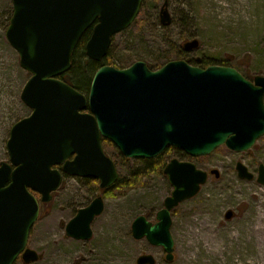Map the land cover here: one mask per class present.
<instances>
[{
    "label": "water",
    "instance_id": "95a60500",
    "mask_svg": "<svg viewBox=\"0 0 264 264\" xmlns=\"http://www.w3.org/2000/svg\"><path fill=\"white\" fill-rule=\"evenodd\" d=\"M143 0H13L14 13L7 40L20 55L21 67L32 77L21 99L33 112L11 130L7 144L10 164L0 166V264H26L40 260L28 248L40 204L52 200L63 173L100 181L101 189L116 184L115 163L103 149V139L135 160H153L168 148L192 158L212 154L226 146L234 152L250 150L264 136V77L247 80L237 70L193 67L172 61L158 71L137 62L128 69L103 66L94 76L88 96L59 79L72 68V58L84 34L93 28L87 56L106 58L116 35L135 22ZM162 24L171 23L166 2ZM193 40L186 52L199 48ZM56 166H62L63 173ZM241 179L254 180L242 163ZM165 176L173 187L154 224L138 217L133 238L162 247L166 260H174L172 212L194 199L209 174L191 162L173 159ZM217 179L221 174L213 170ZM258 183L264 185V165ZM105 210L102 196L79 210L66 227L68 238L90 241L92 223ZM231 214L228 219L231 218ZM151 255L137 264H156Z\"/></svg>",
    "mask_w": 264,
    "mask_h": 264
},
{
    "label": "rangeland",
    "instance_id": "374dc122",
    "mask_svg": "<svg viewBox=\"0 0 264 264\" xmlns=\"http://www.w3.org/2000/svg\"><path fill=\"white\" fill-rule=\"evenodd\" d=\"M166 2L169 25L161 20ZM13 13V0H0V164L10 163L7 144L12 128L33 112L21 99L32 75L21 67L20 55L6 36ZM138 20L143 21V26L136 23ZM193 40L199 41V48L186 52L184 46ZM173 46L184 50L187 56L170 59ZM108 52L117 69H128L137 62L146 63L150 69L159 62L162 69L172 61L198 67L190 62L209 59L213 66L233 68L254 82L256 77H264V0H143L135 22L114 37ZM224 62L231 65L224 66ZM103 146L117 167V184L143 173L145 186L123 197L105 198L106 190L90 179L64 174L50 202L43 203L37 196L40 215L31 231L28 248L41 258L30 264H137L144 255L153 256L156 264H250L249 249L230 239L243 224L249 225L257 217L264 193V185L257 181L259 167L264 165V136L245 152L222 146L208 156L187 159L178 156L175 149L165 152L167 163L172 159L191 162L209 174L199 194L172 214L171 234L175 243L172 262L166 260L162 247H154L147 240L137 241L132 234V225L140 216L157 222V214L174 190L168 178L149 173L155 160L123 159L115 149ZM238 163L248 168L254 180L239 177ZM213 170L220 172L219 179L210 175ZM98 196L104 198L105 210L92 224L93 238L90 241L68 238V223ZM113 214L116 224L109 220ZM203 220L215 227L220 242L226 245L225 254L218 258H212L203 243L196 240L193 229ZM113 225L120 227L118 237L114 238ZM185 256L193 259L186 262ZM16 264L26 263L20 259Z\"/></svg>",
    "mask_w": 264,
    "mask_h": 264
},
{
    "label": "trees",
    "instance_id": "16d2710c",
    "mask_svg": "<svg viewBox=\"0 0 264 264\" xmlns=\"http://www.w3.org/2000/svg\"><path fill=\"white\" fill-rule=\"evenodd\" d=\"M136 23L140 27L143 26L142 20H138ZM92 33H93V27L84 34L77 49L75 50L73 54V58H72V68L70 69V71L66 73L65 75H62L61 77H59L60 80L70 84L72 87H74L79 92L85 94L86 96H88L90 93L92 81L97 71L103 66H110V67L115 66V64L113 63L111 59V55L109 52L106 58L103 59L101 62L93 61L87 56L86 47L92 36ZM172 49L173 51L169 55L170 59L171 58L183 59L187 56L186 55L187 53L182 49L175 48L174 46L172 47ZM190 63L192 65L193 64L197 65L199 68H202V69H207L213 66L212 61H210L209 59H202V60L196 59V60L191 61ZM159 65H160L159 62L155 63L154 65H152L151 69H158V68L160 69ZM223 65L230 66L231 64H229L228 62H224ZM103 144L105 146H110L111 148L118 151V149L108 140H103ZM118 155L119 157L126 159L119 153V151H118ZM166 155L167 154L164 153L160 157L155 159V161L151 164L148 170L150 174H157V175L164 174V170L168 164L166 160ZM177 155L182 158H186V159L189 158V156L184 154L182 151H177ZM143 177H144L143 173L142 175L137 173L129 181L126 180L123 182H119L118 184L114 185L112 188L106 190L104 194L105 198L116 199L119 197H123L128 192L144 187L145 184L142 182ZM91 182L96 184L99 187V181L91 180Z\"/></svg>",
    "mask_w": 264,
    "mask_h": 264
},
{
    "label": "bare ground",
    "instance_id": "6f19581e",
    "mask_svg": "<svg viewBox=\"0 0 264 264\" xmlns=\"http://www.w3.org/2000/svg\"><path fill=\"white\" fill-rule=\"evenodd\" d=\"M245 217H249L246 215ZM110 223L116 224V217L113 214L110 217ZM115 234H111L114 237L119 235V226L113 225ZM193 232L196 235L198 243H203L206 252L211 255L212 258H218L225 254L226 245L220 242L215 227L211 225L207 220L199 221L198 227H194ZM206 232V234H203ZM47 234L46 236H48ZM104 238L107 239L104 235ZM231 241H237L240 245L249 249V262L250 264H264V193L259 201V208L257 209V217L249 225L243 224L236 235L231 236ZM241 248V246H240ZM197 255V253H196ZM192 256H185L184 259L187 262Z\"/></svg>",
    "mask_w": 264,
    "mask_h": 264
}]
</instances>
